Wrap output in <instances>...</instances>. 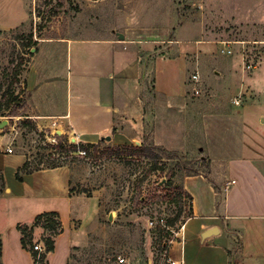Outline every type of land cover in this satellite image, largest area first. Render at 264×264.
<instances>
[{"label": "rangeland", "instance_id": "1", "mask_svg": "<svg viewBox=\"0 0 264 264\" xmlns=\"http://www.w3.org/2000/svg\"><path fill=\"white\" fill-rule=\"evenodd\" d=\"M88 22L91 25H85ZM127 22L136 35L164 39L155 47L160 49L146 58L148 69L140 94L147 99L141 97L139 108L130 109L140 115L134 119L131 112L120 113L116 118L117 125L134 128L131 145L152 142L161 147L160 154L164 157L159 158L154 152L146 156L119 154L116 144L109 143V149L106 142L96 150L90 148L91 154L57 150L48 141L50 130H38L24 117L27 111L25 73L30 50L47 38L74 34L99 36L97 29L101 24L116 23L117 26ZM167 37L203 40L201 43L180 42L186 45L187 75L195 69L190 61L193 60L190 52L199 44L203 46L204 54L201 64L199 57L198 68L203 74L202 83H196L201 92L192 94L189 99L192 102H210L209 113L214 108L210 78L220 71L214 64L235 58L234 54H237V76L243 77L242 86L238 92L231 90L228 93L240 94L241 101L239 104L231 101L228 105L235 112L240 111L241 119H246L245 124L242 122V133L246 135L248 128L264 133V124L257 122L256 114L245 110L251 103L253 112L264 111V0H0V118H13L8 119V125L15 128L10 135L13 152L25 154L32 169L60 167L69 170L70 184L74 188L72 192L80 196L79 205L77 202L74 206L79 211L72 209L73 215L77 216L72 220L74 229L65 228L57 238L56 249L48 255V264H72V257L75 264H89L115 254L125 256L127 264H148L150 261L168 264L167 245L174 234L157 221L160 217L166 220L175 218L179 205L187 211L189 200L181 190V180L186 174L209 173V166L207 160L200 157L204 153V149L200 150L204 147L202 131L199 130L201 122L198 119V130L193 129L191 125L195 120L189 114L182 120L188 126L185 124V129L176 132L177 135L184 134L185 141L167 146V100L163 93L154 89L153 84L155 60L158 58L166 64L169 57ZM222 41H230L227 44L234 48V52L215 51L214 46L223 44ZM248 62L254 63L253 67L246 68ZM54 63L59 70L60 62ZM166 72L165 67L161 68V86L167 80V77L164 79ZM165 84L167 88V82ZM14 96L18 97L20 104L14 109L16 114L10 115L13 111L4 102ZM128 105H132L130 100ZM8 128H2L0 135L9 133ZM236 133L235 130L230 131L232 140ZM58 140L66 142L64 147L72 144L62 134ZM70 140L73 144L80 143ZM170 173L174 175L169 187L164 182ZM36 205V202L29 201L24 204V209L30 210ZM25 210H15L12 201L2 198L0 223L2 226L11 224L20 217L17 222L30 224ZM186 218L183 211L172 228L176 229ZM149 219L153 220L152 226ZM41 228L43 241L49 234H55ZM18 230L15 226L8 234L9 245L14 252L19 242L16 237ZM37 236H33L32 241ZM69 243L73 244L71 248ZM7 262L27 264L23 258L12 254L7 261L2 259L0 264Z\"/></svg>", "mask_w": 264, "mask_h": 264}, {"label": "crops", "instance_id": "2", "mask_svg": "<svg viewBox=\"0 0 264 264\" xmlns=\"http://www.w3.org/2000/svg\"><path fill=\"white\" fill-rule=\"evenodd\" d=\"M128 22L117 26L110 23L108 27L101 24L97 29L99 36L74 34L47 38L31 49L33 53L25 73L27 111L24 115L31 125L38 130H55L84 144L97 143L102 138L106 143L131 144L134 128L122 122V127L118 126L116 118L127 112L135 115L134 119L140 115L130 109L139 108L141 97L146 98L140 94L148 69L146 58L160 49L155 47L164 37L149 39L136 35ZM184 40L199 41L167 37L169 57L166 64L158 58L155 60L153 84L167 100V146L185 141L184 134H176L185 129V124L188 126L182 122L183 118L186 119L188 114L194 117L191 126L195 130H198L199 119L204 144L200 148L204 149L200 157L207 160L209 173L186 174L181 180L183 190L191 195L192 215L184 220L183 240L180 235H175L167 245V258L182 260V264H264V133L250 128L246 129V135L242 133L246 119H241L240 111L235 112L228 105L236 94L229 95L228 92H238L242 86L243 77L237 76L238 55L214 64L220 71L210 78L214 108L209 113L210 102L189 99L193 82L189 79L190 74L187 75L186 45L180 42ZM199 45L190 52L194 68H199V57L201 64L204 54L203 46ZM223 46L229 48L228 44H218L214 49L221 51ZM230 49L234 52V48ZM174 55L175 59L172 58ZM55 61L61 64L59 70L55 68ZM164 67L167 69V76H164V79L167 77V88L165 83L163 86L159 83V73ZM202 75L201 72V83ZM250 106L251 103L246 106V112L256 114V121L264 124V117H261L264 111L253 112ZM113 127H116L114 132ZM234 130L237 133L232 140L230 131ZM8 131L0 135V200L12 201L15 210H25L24 204L36 202L35 208L25 210L31 220L28 226L32 225L36 215L55 212L60 230L52 235L54 248L45 255L48 264V255L56 249L57 238L65 228L74 229L72 220L77 216L73 215L72 209H77L74 206L80 196L70 192V172L65 168L32 169L21 173V180H17L15 173L27 157L5 152L13 132L10 127ZM107 135L109 140L105 139ZM209 179L218 187L221 197L218 203L217 191ZM231 180L234 182L227 185ZM19 218L4 226L0 223V262L2 259L7 261L12 254L33 264V255L21 244L20 230L16 231L19 242L15 252L9 245L8 234L13 227L27 225L17 222ZM211 227H216L217 233L205 234ZM41 233V225L33 228L32 235H39L34 237L35 241L41 239ZM68 246L71 248L73 244ZM71 261L76 263L74 257Z\"/></svg>", "mask_w": 264, "mask_h": 264}, {"label": "trees", "instance_id": "3", "mask_svg": "<svg viewBox=\"0 0 264 264\" xmlns=\"http://www.w3.org/2000/svg\"><path fill=\"white\" fill-rule=\"evenodd\" d=\"M31 49V47L29 48ZM33 52L30 50V54H32ZM20 104V100L18 99L17 96H14L12 99H8L4 102V105L6 107H9L10 109H12L11 111H13L10 115H14L16 114V112H14L15 108H18ZM116 130V127L112 128V132H114ZM106 142L104 140V138H102L101 140H99L97 143H79V144H70L68 147H64L62 145V142L60 141L56 146H54L57 150L63 151V150H67V151H77V150H85L87 153L91 154V151L89 150L90 148L96 150V148H98L100 146L101 143ZM106 148L110 149V144L108 142ZM117 151L119 152V154H127L130 156L133 155H142V156H146L151 152H154L155 155H157V157L159 158H163L164 156L162 154H160V150L161 147L157 146L156 144L152 143V142H144L142 144H140L139 146H134L131 144H126V145H116ZM121 152V153H120ZM36 169V168H33ZM152 169H155V166H153ZM32 170V168L29 167V160L27 158V160H25V162L22 164V166H20L16 173H15V177L17 180H21V173H26V172H30ZM196 173V172H195ZM194 174V173H193ZM206 175L208 173H205ZM174 175V173H170L169 177L166 178L164 185L167 186H171L173 181H172V176ZM208 178V177H207ZM210 180V179H209ZM211 183L213 184V187L215 189V191H217V203L221 201V197L218 194V187L216 186V184L210 180ZM74 190L73 187H70V192H72ZM182 192L185 194L186 198L189 200V203L187 205V211H185L183 205H179V208L177 210V214L175 218H168L166 220V225L167 226H171L175 225L177 219L179 218V216H181V214L183 213V211L186 213V216L189 217L192 215V210H191V195L186 192L185 190H183V188L181 189ZM179 200L182 199L181 195L179 194ZM41 225L45 230H50L53 233L57 234V229L59 226V221L56 218V214L55 212H43L40 213L38 215H36L32 221V225L28 226V225H17V228L21 231V244L23 245V247L27 248L31 254L33 256H35L36 251L31 249V246L33 244V235H32V230L34 227ZM53 234H50L49 236H47L46 238H44V244L46 247V251H52L54 248V240L52 238ZM46 254H43L42 257L45 258ZM46 264V262H44ZM43 263V264H44Z\"/></svg>", "mask_w": 264, "mask_h": 264}, {"label": "built area", "instance_id": "4", "mask_svg": "<svg viewBox=\"0 0 264 264\" xmlns=\"http://www.w3.org/2000/svg\"><path fill=\"white\" fill-rule=\"evenodd\" d=\"M233 42V41H231ZM223 45H226L227 43H230V41H222ZM224 47V46H223ZM221 52H226L228 54H230L232 51L230 48H222ZM254 63H246L245 67L246 68H251L253 67ZM189 79L191 80V82H193V85L190 88V91L192 94L196 95L199 94L201 92V88L199 86H196V83H198L200 81V73L198 68L195 67L194 71H192L190 73ZM241 101V95L238 94L237 96H235L232 99V102L234 104H239ZM8 119H13L11 117L6 118L5 120H2V118H0V130H2V128H4L5 126H8L11 128V131H14V126L8 125ZM5 122V123H3ZM61 135V133H57L55 130L49 133V137L48 141L52 144V145H57L60 141L58 140V137ZM69 143H73L71 142L70 138L68 137ZM66 142L62 141V145H65ZM5 152L7 153H11L13 152V147H12V143L10 142V144L5 148ZM79 153L81 154H85L86 151L85 150H78ZM234 182V180H231L230 182L227 183V185H229L230 183ZM149 225L152 226L153 225V220L149 219L148 220ZM158 224H160L162 227H165L166 229L170 230L174 235H180V239L183 240L184 235H183V231H184V221L181 222L179 225H177V228H172L171 226H167L166 225V219L164 217H160L159 220L157 221ZM170 239L169 242L172 240ZM32 250L36 251L35 256H33V264H43L45 262V258L42 257L43 254H46V247L44 244L43 240H37V241H33V244L31 246ZM167 254V253H166ZM167 263L168 264H182V260L177 261L171 258H167ZM89 264H127V259L125 256L121 255V254H115V255H111V256H106V257H101L98 258L97 260L89 263ZM148 264H153L151 261Z\"/></svg>", "mask_w": 264, "mask_h": 264}, {"label": "water", "instance_id": "5", "mask_svg": "<svg viewBox=\"0 0 264 264\" xmlns=\"http://www.w3.org/2000/svg\"><path fill=\"white\" fill-rule=\"evenodd\" d=\"M3 123H5V122H3ZM105 139H110V136L109 135H107L106 136V138ZM217 228L216 227H211V228H209V229H207L206 231H205V234H207V235H210V234H212V233H217Z\"/></svg>", "mask_w": 264, "mask_h": 264}]
</instances>
